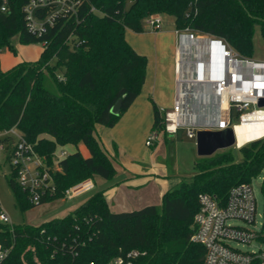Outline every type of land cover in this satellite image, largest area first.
Masks as SVG:
<instances>
[{
  "label": "trees",
  "instance_id": "obj_1",
  "mask_svg": "<svg viewBox=\"0 0 264 264\" xmlns=\"http://www.w3.org/2000/svg\"><path fill=\"white\" fill-rule=\"evenodd\" d=\"M76 1L75 11L57 14L38 36L29 29L24 11L30 0H0V53L15 50L14 37L23 43L47 41L37 61H22L7 70L0 63V132L16 127L34 144L51 167L55 185L52 194L31 203L12 167L8 183L22 209L62 199L69 186L84 178L116 175L96 125L115 126L146 81L148 57L127 41L128 29L143 32V21L151 14L170 15L176 30L221 39L247 58L253 55L256 26L264 39V0ZM4 3L7 11L1 10ZM55 7H40L35 15L42 20ZM119 98L121 112L115 115L111 108ZM151 101V132L167 137L164 114ZM11 139L1 138L8 144ZM67 144L84 145L89 155L77 149L59 159L54 169L57 147ZM238 150L241 161L232 148L200 156L197 172L168 190L159 205L113 212L104 190H98L73 211L41 225L0 220V244L8 250L0 264H114L118 257L124 264H203L205 248L192 240L199 195L207 192L224 202L234 185L252 182L264 169V138ZM261 190L264 194V179ZM131 250L138 255L128 257Z\"/></svg>",
  "mask_w": 264,
  "mask_h": 264
},
{
  "label": "built area",
  "instance_id": "obj_2",
  "mask_svg": "<svg viewBox=\"0 0 264 264\" xmlns=\"http://www.w3.org/2000/svg\"><path fill=\"white\" fill-rule=\"evenodd\" d=\"M49 4H55V9L46 18L38 19L35 15L36 9ZM76 4V0H30L24 7L29 29L38 36H42L47 31V24L52 25L57 14L75 11ZM1 10L7 11L6 3L1 6ZM162 21V15L158 13L151 14L145 19L153 31L162 28ZM179 32L180 46L177 62L180 91L171 109H161L164 114L166 132L174 134L179 127L185 126L188 137L196 138V132L200 129L196 126L201 123L195 122L199 117L202 124H205L201 128L222 129L232 125L234 133L236 124L251 122V125L257 129V136L248 139L242 145L236 139L232 146L236 149L253 140L264 138V127L259 128L260 122L250 120L248 117L264 112V107L258 106L259 100L264 98V62L251 61L250 58L241 56L223 40L224 48L215 44H194V41L198 40L196 34L189 31ZM42 44L46 45L47 41ZM195 63L198 64L201 72V76L197 79L192 77L190 69ZM193 80L197 83L195 92L189 90L187 82ZM226 92H229L228 106L224 107L223 98ZM197 105L202 108L198 117L195 111ZM251 105L253 109L245 111ZM234 109L239 113L240 121L232 124ZM171 112L176 120L173 128L169 123ZM16 130L18 129L13 127L8 131L0 132V149L9 148L10 162L17 170L19 185L28 193L31 203L38 204L43 197L55 191L50 166L36 151L34 144L24 138L19 130L17 140L13 138L12 135ZM6 136L12 138L10 144L1 140ZM158 136L157 132H150L146 144L151 146ZM66 155V152H62V156L59 154V159ZM95 185L93 178L82 179L65 190L64 199H72L91 191ZM258 215V201L253 181L234 185L224 202L210 193H201L199 210L194 215L192 224L194 230L192 240L205 248L203 264H264V214L260 225ZM0 220L11 223L4 211L0 212ZM234 220L243 221L248 226L235 225L231 222ZM231 243H235L236 247ZM254 244H258L257 248L250 251L238 248L239 245L254 246ZM7 253L8 250L0 244V263ZM137 255L136 250H131L127 254L130 258ZM113 263L124 264L125 259L118 257ZM127 263L131 264V261L128 260Z\"/></svg>",
  "mask_w": 264,
  "mask_h": 264
},
{
  "label": "crops",
  "instance_id": "obj_3",
  "mask_svg": "<svg viewBox=\"0 0 264 264\" xmlns=\"http://www.w3.org/2000/svg\"><path fill=\"white\" fill-rule=\"evenodd\" d=\"M172 26L174 28H171ZM171 27L166 30L161 28L158 31H148L147 25L143 32H135L131 29L126 31V39L131 46L138 53L149 56L151 51L141 41L145 32L154 33L153 56L155 59L151 61L146 55L148 57L146 81L140 94L124 112L118 123L113 127L96 125V136L102 148L107 149L124 166L122 177L112 183L103 182L104 188L101 189L104 190L109 207L113 212L126 211L125 208H131V206L136 207L130 210H136L151 204L159 205L163 195L173 188L169 183L168 175L160 173L154 153L148 156L143 152L139 155L134 151L137 145L143 144V139L151 132L154 121L151 98L161 109H171L180 91L177 62L180 32L176 30L174 20ZM159 46L167 49L166 52L163 51L164 53L161 54ZM76 149L75 145L67 144L58 146L56 153L69 154ZM79 150L85 156L88 154V149L84 145H80ZM106 180L111 179L103 181ZM60 201L64 202L65 199L62 198Z\"/></svg>",
  "mask_w": 264,
  "mask_h": 264
},
{
  "label": "rangeland",
  "instance_id": "obj_4",
  "mask_svg": "<svg viewBox=\"0 0 264 264\" xmlns=\"http://www.w3.org/2000/svg\"><path fill=\"white\" fill-rule=\"evenodd\" d=\"M162 19H163L162 29L166 30L168 27H171L174 17L170 15L162 14ZM143 27L146 30L147 23L145 21H143ZM171 28H174V26H172ZM147 30L153 31L150 29L149 26ZM196 35L198 37L207 36L200 33H196ZM207 37H211V36H207ZM142 38L143 39L141 43L144 46H146L149 49V51H151L150 56L148 54L146 55L150 57L152 61L155 59L153 56L154 48H155V42H154L155 35L152 32L151 33L145 32ZM12 42L15 50H12L10 48H4L0 53V63L2 69L4 70L9 69L22 61H31V62L37 61L43 50L42 43H23L20 42L17 37H14ZM253 46H254V51H253V55L249 57L250 60L256 62H264V39L262 37L259 26L255 27V31L253 35ZM159 47L161 54L166 52L167 49L165 50L164 47L162 46ZM193 59L195 60V58ZM190 69L192 71L191 72L192 77H194L195 79L201 76L200 67L198 66L197 63L193 64ZM60 77L63 78L61 74ZM252 109L253 106L251 105L249 108L245 109V111H249ZM200 110H202V108L197 105L195 108L196 116L199 114ZM239 121H240V115L234 109L232 113V124L239 123ZM195 123L197 124L201 123L198 124L199 126H196L199 128L204 127L205 125L202 124L203 122L200 121L199 117L197 118ZM18 134H19L18 130H16V132L13 133L12 136L15 140H17L18 138ZM148 135L145 136V139H143V144L139 146L136 144L137 146L135 147L134 151L139 155H142L143 152L148 156H150L151 153H154L155 162L160 168L159 170L160 173H165L166 175H168L169 183H171L172 187H175L178 181L179 184L183 179L191 178L197 172L196 161L200 156L197 153L196 138L188 137L187 128L185 126L179 127L177 132L174 134H167V137H165L164 133H160L152 147L147 146L145 144V140L147 139ZM42 136L51 139V136L48 134H44ZM76 148L79 149V146L78 147L76 146ZM231 148L235 152L237 160L241 161L243 159L242 152L234 147ZM224 150L226 149L219 150L218 152H222ZM104 151L112 159L116 168L118 169V174L114 178H112L111 180L103 181L105 179L101 177H96L95 178L96 185L93 190L88 191L72 199L65 198L64 202H61L60 199H58V200L42 203L34 207H25L22 209L19 206V204H17L15 194L8 183V178L12 176V165L9 158L10 155L9 148L6 147L0 149V206L2 208V211H4L9 216L11 223L21 224V225L27 224L34 226L41 225L42 223L49 221L53 218L62 217L67 213L73 211L77 206L85 202L92 194H94L98 190L103 189L104 188L103 182L112 183L122 177L124 170L123 163L119 159H115L107 149H104ZM87 155H89V152ZM60 156H62V153L60 154ZM59 158H60L59 154L54 155V159H53L54 169L58 168ZM263 179H264V169L260 172V174L257 177H255L252 180L254 192L258 201L259 225L263 221V214H264V194L262 193L261 190ZM134 207L136 206H131V208H125V209L126 211H129L130 209H134ZM231 222L239 226H248L245 225L244 222L240 220H234ZM231 245L236 247L235 243H231ZM257 245L258 244H254V246L239 245L238 248L244 251L246 250L250 251L252 249L257 248Z\"/></svg>",
  "mask_w": 264,
  "mask_h": 264
},
{
  "label": "water",
  "instance_id": "obj_5",
  "mask_svg": "<svg viewBox=\"0 0 264 264\" xmlns=\"http://www.w3.org/2000/svg\"><path fill=\"white\" fill-rule=\"evenodd\" d=\"M205 39L210 44H215L224 48L225 44L221 39H212L211 37H198V39ZM259 107H264V98L258 102ZM122 107V98L112 106L111 112L119 115ZM236 137L232 125L226 126L222 129H205L200 128L196 132V148L199 156H211L215 152L231 148L235 143Z\"/></svg>",
  "mask_w": 264,
  "mask_h": 264
},
{
  "label": "bare ground",
  "instance_id": "obj_6",
  "mask_svg": "<svg viewBox=\"0 0 264 264\" xmlns=\"http://www.w3.org/2000/svg\"><path fill=\"white\" fill-rule=\"evenodd\" d=\"M194 44H210V42L208 40L205 39H198L196 41H194ZM210 46V45H209ZM188 82V86H189V90L192 92V90L195 92V88L197 83H195V81H187ZM185 82V83H187ZM231 84H232V78H231ZM195 85V86H194ZM193 88V89H192ZM229 92H226L223 98V106L227 107L228 106V97ZM248 117H250L251 119L254 120H258V123L260 122L259 128L264 127V112H259V113H255L254 115H249ZM169 123L171 128H173V126L176 124V120L175 117L173 115V112H171L170 117H169ZM257 129L256 127L251 125V122L249 121H245L243 124H236L235 125V134H236V139L237 142L242 145L243 143H245L248 139H251L252 137H256L257 136Z\"/></svg>",
  "mask_w": 264,
  "mask_h": 264
}]
</instances>
